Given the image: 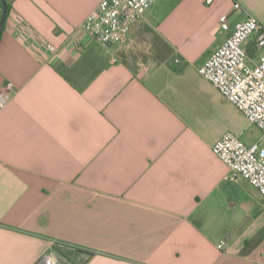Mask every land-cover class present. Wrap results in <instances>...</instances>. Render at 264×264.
I'll return each instance as SVG.
<instances>
[{
    "label": "crops",
    "instance_id": "1",
    "mask_svg": "<svg viewBox=\"0 0 264 264\" xmlns=\"http://www.w3.org/2000/svg\"><path fill=\"white\" fill-rule=\"evenodd\" d=\"M100 1L11 2L0 264H264V199L212 153L225 132L251 145L260 130L231 104L238 124L221 128L225 99L198 74L247 15L264 26V0H156L109 50L80 29Z\"/></svg>",
    "mask_w": 264,
    "mask_h": 264
},
{
    "label": "built area",
    "instance_id": "2",
    "mask_svg": "<svg viewBox=\"0 0 264 264\" xmlns=\"http://www.w3.org/2000/svg\"><path fill=\"white\" fill-rule=\"evenodd\" d=\"M11 2L14 0H10ZM156 0H101L80 24L83 34L99 47L109 50L122 45L130 27L139 21ZM212 0H207L210 3ZM234 9H239L234 3ZM221 31H229L227 14L218 20ZM256 35L257 51L264 48V26L253 16L239 22L223 43L198 68V74L249 122L260 130V139L244 144L237 135L225 132L212 145V153L231 171L234 177L246 180L264 199V54L254 61L245 45ZM38 48L44 54L58 49L41 41ZM14 86L7 82L0 89V109L13 96ZM225 246V242H221ZM38 264H55L48 258Z\"/></svg>",
    "mask_w": 264,
    "mask_h": 264
},
{
    "label": "rangeland",
    "instance_id": "3",
    "mask_svg": "<svg viewBox=\"0 0 264 264\" xmlns=\"http://www.w3.org/2000/svg\"><path fill=\"white\" fill-rule=\"evenodd\" d=\"M167 1L168 0H161V2L159 3L157 9L161 10V9H163V7H167L166 6L167 5ZM263 49L258 51V53H259L258 55L264 54V50ZM220 115H221V119H220L219 124H220L221 128L225 127V125H227V126L230 125L229 121H228L229 119H232V124L234 126L238 124V121L234 118L235 117V113H234L233 107L226 100L223 101V103H221Z\"/></svg>",
    "mask_w": 264,
    "mask_h": 264
},
{
    "label": "water",
    "instance_id": "4",
    "mask_svg": "<svg viewBox=\"0 0 264 264\" xmlns=\"http://www.w3.org/2000/svg\"><path fill=\"white\" fill-rule=\"evenodd\" d=\"M0 34L2 32V29L4 27V21L7 15V5L5 0H0Z\"/></svg>",
    "mask_w": 264,
    "mask_h": 264
},
{
    "label": "trees",
    "instance_id": "5",
    "mask_svg": "<svg viewBox=\"0 0 264 264\" xmlns=\"http://www.w3.org/2000/svg\"><path fill=\"white\" fill-rule=\"evenodd\" d=\"M6 1V5H7V14L11 8V1L10 0H5ZM0 8H1V5H0ZM7 16V15H6Z\"/></svg>",
    "mask_w": 264,
    "mask_h": 264
}]
</instances>
